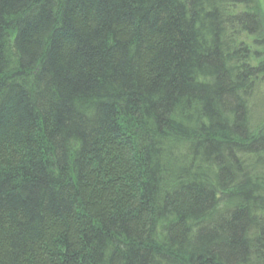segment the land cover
<instances>
[{
  "label": "trees",
  "instance_id": "1",
  "mask_svg": "<svg viewBox=\"0 0 264 264\" xmlns=\"http://www.w3.org/2000/svg\"><path fill=\"white\" fill-rule=\"evenodd\" d=\"M261 0H0V264H264Z\"/></svg>",
  "mask_w": 264,
  "mask_h": 264
},
{
  "label": "rangeland",
  "instance_id": "2",
  "mask_svg": "<svg viewBox=\"0 0 264 264\" xmlns=\"http://www.w3.org/2000/svg\"><path fill=\"white\" fill-rule=\"evenodd\" d=\"M259 5H261L262 9L264 10V0H261V3H259Z\"/></svg>",
  "mask_w": 264,
  "mask_h": 264
}]
</instances>
